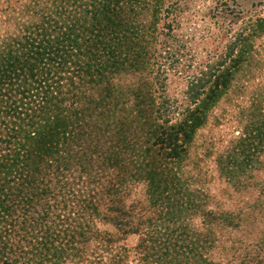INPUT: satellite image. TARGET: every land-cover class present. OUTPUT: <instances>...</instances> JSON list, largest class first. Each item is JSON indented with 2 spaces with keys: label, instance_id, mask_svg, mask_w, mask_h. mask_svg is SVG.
Instances as JSON below:
<instances>
[{
  "label": "trees",
  "instance_id": "16d2710c",
  "mask_svg": "<svg viewBox=\"0 0 264 264\" xmlns=\"http://www.w3.org/2000/svg\"><path fill=\"white\" fill-rule=\"evenodd\" d=\"M160 1L41 0L39 25L27 27L15 50L0 57V263L13 262L5 255L19 245L36 258L27 262L59 264L65 251L92 246L96 220L103 219L139 235L138 264H264V229L234 241L222 239L219 228L264 224V190L252 175L259 161L253 142L264 135V119L253 117L258 120L246 125L237 152L219 161L227 185L259 192L246 204L251 210L224 209L217 201L207 210L213 197L185 178L190 146L210 108L249 61L246 33L234 37L220 60L195 72L187 104L177 107L158 79L165 67L157 63L160 37L174 30L157 27ZM143 12L151 13L148 20ZM164 12L170 18L176 9L171 4ZM261 20L251 36L264 35ZM125 76L134 81L127 84ZM5 91L18 96L6 102ZM93 156L105 165L103 175L65 198L60 189L69 186L70 171ZM135 181H144L147 202L131 199ZM184 208L203 215L205 233L186 223ZM157 223L161 236L152 230Z\"/></svg>",
  "mask_w": 264,
  "mask_h": 264
},
{
  "label": "rangeland",
  "instance_id": "374dc122",
  "mask_svg": "<svg viewBox=\"0 0 264 264\" xmlns=\"http://www.w3.org/2000/svg\"><path fill=\"white\" fill-rule=\"evenodd\" d=\"M40 3L41 0H0V57L15 50V46L25 35L27 27L39 25ZM71 4H74L73 1ZM171 4L176 12L167 18L164 10ZM153 6L148 2L150 10L154 8ZM159 6L157 27L162 33L169 34L166 27L172 24L174 30L171 36L160 37L163 46L157 63L164 64L165 67L164 73L158 75V79L165 87V96L177 107L187 104L188 85L195 72L220 60L219 57L223 55L234 37L241 32L246 33L243 45L249 46L251 52L249 61L245 64L243 72L238 73L228 93L210 108L205 125L197 132L190 146L185 178H189L188 183L193 188L200 187L206 191L204 193H209L213 197L207 210L214 207L216 201L224 209L236 210L240 207L251 210L246 204L252 206L253 199L259 196V192L251 188L253 193L247 194L227 185L219 169V161L236 151L241 139L245 137L246 125L252 124L253 117L264 119V35L259 38L250 35L251 28L253 29L262 21L261 19H264V0H161ZM143 8L144 6H137V9ZM149 14L151 13L143 12L142 16H145L143 19L148 20ZM164 44L170 49H164ZM8 77H5L7 83H9ZM124 80L127 84L134 81L128 76H125ZM4 86L8 89L9 84ZM157 87L159 91H162L160 85L157 84ZM10 94L8 91L4 92L6 96L3 98L4 101L7 102L11 95L13 96L11 101H14V98L18 96L15 93ZM0 117L3 116L0 115ZM257 120L255 118L253 123ZM259 137L253 142V148L258 147L259 151L257 153L252 148V151L256 153L254 159L259 161L255 163L258 165L252 175L256 179L255 185L264 190V168L262 167L264 166V135L261 139ZM237 157L241 160L239 156ZM89 161L82 164L85 165L84 167L79 165L70 171L69 186L60 189L65 198L71 197L77 191H82L81 187H91L94 183L91 178L103 175L106 169L105 165L102 167L101 159L93 156ZM131 186V199L143 202L149 200L144 181L132 182ZM262 199L263 204L264 197ZM260 206L256 207V213L261 211ZM78 209L73 206L69 211L79 216L82 211ZM184 210L183 219L190 220L186 223H189L190 227L198 233H205L208 226L204 225L203 215L200 212L196 215H191L190 212L187 214L185 208ZM258 219H260L259 216ZM173 222L175 223L171 222L170 229L176 228L180 220ZM155 226L157 228L152 230L158 229V235L161 236L164 230L158 223ZM146 228L147 225L143 227V232ZM219 228H221L222 239L224 237L235 241L238 237L243 238L242 235H245L247 231L250 232V236L257 235L264 229V224L251 221L249 224L242 225L239 231L223 225ZM95 229L98 234L94 231L92 246L90 242L89 245L77 246L78 249L65 251L63 255L65 260L59 264H115V262L119 264L118 262L126 257H129L128 260L121 263L138 264L139 258L142 257V254L137 251L140 244L139 235L126 234L122 226H117L114 220L97 219ZM171 249L172 246L170 253ZM184 251L183 253H187L186 250ZM216 253L212 254V259L218 262ZM31 255L30 252L27 255L18 245L12 247V250L5 255L9 256L13 262L8 260L0 264H35L36 262L25 260L27 258L35 261V257L31 258ZM182 257L185 259L188 256L182 254ZM218 257L220 258V255ZM152 262L158 264L156 259ZM162 264L167 263L162 262Z\"/></svg>",
  "mask_w": 264,
  "mask_h": 264
}]
</instances>
